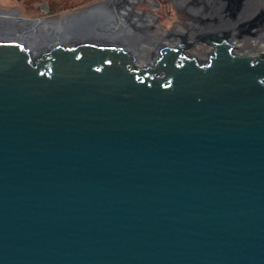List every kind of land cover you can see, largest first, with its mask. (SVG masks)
<instances>
[{
	"label": "water",
	"instance_id": "1",
	"mask_svg": "<svg viewBox=\"0 0 264 264\" xmlns=\"http://www.w3.org/2000/svg\"><path fill=\"white\" fill-rule=\"evenodd\" d=\"M48 20L0 10V264H264V55L4 31Z\"/></svg>",
	"mask_w": 264,
	"mask_h": 264
},
{
	"label": "rangeland",
	"instance_id": "2",
	"mask_svg": "<svg viewBox=\"0 0 264 264\" xmlns=\"http://www.w3.org/2000/svg\"><path fill=\"white\" fill-rule=\"evenodd\" d=\"M100 1L108 2H102L100 5L95 6L94 8H89L81 16L75 15L69 17V15L78 13L88 6ZM216 1L218 2L219 7L223 4L221 0ZM254 1L255 0H250L249 4H252ZM187 7V0H0V10L4 12H14L17 17H20L24 20H50H48L47 22H43L41 25H38L39 23H36V28L35 26L31 27L30 32L28 33V36L26 38V42L29 44H35L34 37L36 35L38 39L44 40L43 36H45L46 32H51L50 34L52 38L58 39L62 37L59 36L62 35V30H60V28H63V31H69L68 29H72L74 31L72 26L76 23L83 25V20L89 16L88 13L90 12V14H94L97 11H110L111 13L108 14L113 17L112 20L115 23L117 22L116 19H119V16H121V18L125 20V25H123L124 31L122 33L119 32V28H117V30L115 28L114 31L107 32L106 35L94 34L92 36H89L92 39L100 41H103V39L107 38V40L119 44H126L131 49H134L138 56H141L144 52H148V59H146V62L137 57L138 62L136 60V63L134 62L137 66H142L143 64L148 62L151 63L149 52L152 51L154 45L157 47V45L155 44L156 40H158L156 36L161 39L160 36L166 33L182 34L183 31L181 28L187 27L188 24L192 21V16H194V14H191L187 10ZM103 14L105 16V13ZM63 17H65L63 20H58ZM52 21L57 23L55 24ZM12 24H15V26H17H13L12 31H15L16 28H18L19 30L25 28L23 23L13 22ZM116 25L118 26L119 24L116 23ZM4 31L7 32L9 30L5 29ZM34 31L36 35L35 33L33 34ZM57 35L59 37H56ZM79 36L88 37L85 34L80 35L77 33V35L70 34L66 38L63 37V39L74 40L75 38H79ZM142 37H144L145 39H143ZM236 40L237 45L236 42L231 39V41L234 42L233 46L235 47V54L239 55H246L247 52L253 53L250 51H244L245 48L248 49L251 48V46L259 48V45L261 46V44L256 43L254 40L246 41V39L244 38H236ZM177 41L175 40L169 42L168 44L164 41L161 42L160 40L157 44H163L165 46L172 47V45ZM244 43H246V45L248 44L249 47H245ZM209 48L210 46L206 45L204 42L198 44L197 36L196 38H194V41L192 43L190 42V45L184 50L188 53H196V56H198V49L205 55ZM127 50L131 51L130 49ZM257 52L264 54V49ZM132 53L133 55H135L134 52ZM253 55L260 54L257 53ZM204 57L206 56H199V58Z\"/></svg>",
	"mask_w": 264,
	"mask_h": 264
},
{
	"label": "flooded vegetation",
	"instance_id": "3",
	"mask_svg": "<svg viewBox=\"0 0 264 264\" xmlns=\"http://www.w3.org/2000/svg\"><path fill=\"white\" fill-rule=\"evenodd\" d=\"M184 1V0H180ZM222 1V5H220L215 0H187L188 7L187 10L194 14L192 16V21L188 24L187 27L181 28L182 34L178 33H166L164 35H161L160 38L157 37V39H160L161 42L164 41L169 44V42L177 41L175 42L172 47H175L179 43V35H185L187 40L192 43L194 41V38L198 36V44H201L202 41L199 40V37L203 34H210V33H216V32H224L227 37L229 44L233 45L234 42H236V38H244L246 41L248 40H254L258 42L264 41V0H255L252 4L250 3V0H244L243 3L237 7L235 10L230 9L226 6V3H224V0ZM244 7V8H242ZM257 15V16H255ZM246 22H252L254 23L253 26L248 27L245 29ZM246 30V31H245ZM146 35V34H145ZM194 35V36H193ZM148 36V35H147ZM145 39L144 37H142ZM233 39L234 42L231 41ZM205 43V42H204ZM263 43V42H262ZM142 44V43H141ZM140 44V45H141ZM206 45L210 46L207 53L204 55L201 53V51L198 49V56H196V53H188L184 49L181 48L179 50L180 54L185 57H192L194 60L200 64L203 63L204 60H206L214 51L212 45L205 43ZM245 47H249V45L244 43ZM124 48L130 49L132 52L135 53L134 60L131 61V66L139 68L134 62L135 60L138 62V55L134 51V49H131L126 44H123ZM237 45V42H236ZM142 46V45H141ZM244 47V48H245ZM259 45V48H256L255 46H251V48H245L244 51H250L253 53L247 54H259L260 50H263L264 47ZM154 48V47H153ZM152 48V50H153ZM235 47L230 48V52L235 54ZM252 50V51H251ZM257 50V51H256ZM129 51V52H131ZM131 52V53H132ZM255 52V53H254ZM246 53V52H244ZM133 54V53H132ZM206 56L204 58H199V56ZM260 55H264L261 53ZM152 66L151 63H145L141 67H147Z\"/></svg>",
	"mask_w": 264,
	"mask_h": 264
},
{
	"label": "bare ground",
	"instance_id": "4",
	"mask_svg": "<svg viewBox=\"0 0 264 264\" xmlns=\"http://www.w3.org/2000/svg\"><path fill=\"white\" fill-rule=\"evenodd\" d=\"M224 1H225L226 6L228 8L235 10L237 7H239L241 5V3H243L244 0H224ZM103 2H108V1H103ZM90 13H88L89 16L86 19L83 20V23H82L83 25H80L79 23H76L75 25L72 26L73 29H74V31L72 29H68L69 31H67V30H65L63 32L61 31V34L62 35H59V36H62V37H60L58 39L57 38H52V36L50 34L51 32H48V33L46 32L45 33V36H43L44 37V40L38 39V37H36L37 35H36L35 31H34L33 34L35 33V35H36L34 37V40H35L34 43L35 44H29V43L28 44L34 50H36V53H38L39 51L45 50L46 48H48V47L56 44L55 42L58 43V42H70V41H73V39L72 40L63 39V37L66 38L70 34L71 35H77V33L80 34V35H84L85 34L86 36H88V37H85V38H90V36H92L94 34L95 35H99V34H103V35L105 34L106 35L107 32L114 31L115 28H116V30H117V28H119V30H120L119 32H121V33L124 31V26L123 25H125L124 24L125 23V20L123 18H121V16H119L120 17L119 19H116L115 18L116 21H117L116 23L119 24L117 26L116 23L112 20L113 17H111V15L108 14V13H111L110 11L109 12L108 11H103V12L102 11H97L94 14H90ZM103 13H105V16H104ZM52 22L55 23V24L57 23V22H54V21H52ZM37 23H39V22H37ZM38 25H41V24L39 23ZM10 26H12V27L5 28V29H8L9 30V31H7L8 33L15 34V35H18V36H24L25 39L27 38L28 33L30 32V30H29V31H26L25 33H21L22 34L21 35L18 28H16L15 31H12L13 30V26H15V24H11ZM15 27H17V26H15ZM112 28H114V29H112ZM31 32H32V30H31ZM59 36L57 35L56 37H59ZM77 39L78 38H75L74 40H77ZM50 41H52V44L49 45L48 43ZM159 41H160V39L156 40V42H155V44L157 46H158L157 43ZM103 42H111L112 45H115V43H116V42L107 40V38L103 39ZM255 42H257V41H255ZM262 42H264V41H262ZM262 42L260 41V42H258V44H261V46H264V43L262 44ZM121 45H123V44H121ZM155 47L156 46L154 45V48ZM151 52H149V53L151 54ZM147 53L148 52H144L141 56H138V57L142 61L146 62L147 61L146 59H148L147 58L148 57ZM139 67H141V66H139Z\"/></svg>",
	"mask_w": 264,
	"mask_h": 264
},
{
	"label": "built area",
	"instance_id": "5",
	"mask_svg": "<svg viewBox=\"0 0 264 264\" xmlns=\"http://www.w3.org/2000/svg\"><path fill=\"white\" fill-rule=\"evenodd\" d=\"M259 54H261V53H259Z\"/></svg>",
	"mask_w": 264,
	"mask_h": 264
}]
</instances>
